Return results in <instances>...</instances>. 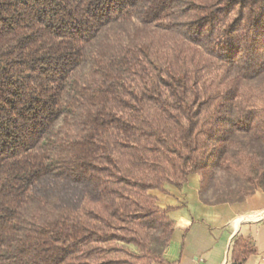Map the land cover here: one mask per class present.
I'll return each mask as SVG.
<instances>
[{"label":"trees","instance_id":"obj_1","mask_svg":"<svg viewBox=\"0 0 264 264\" xmlns=\"http://www.w3.org/2000/svg\"><path fill=\"white\" fill-rule=\"evenodd\" d=\"M192 174L264 190V0H0V264L160 262Z\"/></svg>","mask_w":264,"mask_h":264},{"label":"crops","instance_id":"obj_2","mask_svg":"<svg viewBox=\"0 0 264 264\" xmlns=\"http://www.w3.org/2000/svg\"><path fill=\"white\" fill-rule=\"evenodd\" d=\"M200 188L201 176L192 174L181 186L150 191L174 223L162 261L153 264H233L237 238L249 239L254 250L243 264H264V190L242 202L209 204Z\"/></svg>","mask_w":264,"mask_h":264},{"label":"rangeland","instance_id":"obj_3","mask_svg":"<svg viewBox=\"0 0 264 264\" xmlns=\"http://www.w3.org/2000/svg\"><path fill=\"white\" fill-rule=\"evenodd\" d=\"M215 174H218V176H220L221 172L219 170H216ZM206 198H208L210 200H215L216 199V196L214 195L212 188L206 193Z\"/></svg>","mask_w":264,"mask_h":264}]
</instances>
